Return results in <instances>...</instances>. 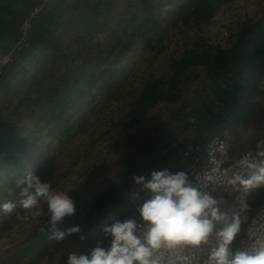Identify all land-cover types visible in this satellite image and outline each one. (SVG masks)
Here are the masks:
<instances>
[{
  "label": "rangeland",
  "instance_id": "1",
  "mask_svg": "<svg viewBox=\"0 0 264 264\" xmlns=\"http://www.w3.org/2000/svg\"><path fill=\"white\" fill-rule=\"evenodd\" d=\"M140 1L42 0L39 7H36L20 26L18 40L11 37L0 39L2 70L4 65L9 64L7 72L4 77L1 76L0 80V119L7 118L17 122L26 128V134L34 131L38 126V119H31L22 106L24 95L32 88L36 89V86L32 84L33 76L35 74L41 76L44 73L46 76L43 75L41 85L44 88L48 84L56 86L57 80L53 74L59 76L63 72L60 73L58 70L67 71L70 61L74 64H82L85 61L84 55L91 50L101 51L106 48L105 51H110L108 65L113 74V76H107L98 81L93 88L94 92L97 95L101 94L110 82L114 81L118 84H126V89L131 90L132 87L140 86L143 77L149 72H165L170 57L181 55L186 48L192 46L198 36L203 37L205 42L226 46L230 36L237 30L242 20L249 16L259 17L264 13V0H228L218 7L212 22L201 29L189 26L169 28L163 35L166 51H160L162 46L159 44L161 43L156 45V50H152V46L156 43L155 38L159 36L158 33L150 31L148 35H144L149 31L148 28H138L134 31H131V27L126 29L127 23L123 13L129 7L130 2L134 5H141ZM167 1L151 0L150 2L153 6H157L154 9V12H157L172 10L177 0L169 3ZM96 3L99 4L98 8L102 16L98 18V21L91 22L92 16L89 14L95 12ZM42 8L43 10L50 8L56 14L57 26L45 23L42 29L52 33L55 37L53 39L61 46V50H51L42 43L37 45L27 43L34 17L38 16L37 13ZM42 15L37 17V20ZM136 23L138 21L134 22ZM146 37H149L151 41L147 47L144 44ZM117 42L119 46H116ZM24 46H27L25 54L12 65L14 58L19 55L17 52ZM105 51L103 55L106 54ZM53 61L57 62L53 63ZM106 65L107 60L101 59L96 69L89 67L87 77L91 76L92 69L94 72L99 71ZM67 72V76L72 75V72ZM202 79H205L203 73L200 79L192 82L194 85H191V90L183 95V97L188 96L189 102L194 104L198 102L194 98V91L204 88ZM83 87L87 88L85 85ZM258 88L252 94L237 125L229 127L234 136L235 150L239 152L253 150L258 153L264 145L261 143L264 142V78ZM37 90H39L38 86ZM70 97L74 100L75 95L72 94ZM187 99L184 97V101ZM181 101L182 99L175 103H158L152 107L141 123L127 127L125 126L131 116L125 104L114 101V106L108 113L93 116L88 114V108L84 103H76L61 120V126L55 127L50 135H45L40 140L42 145L50 144V147L43 150L38 147L37 143L31 152L25 154L24 162L27 170L23 174L17 176L16 173L10 172L9 167L0 169V201L18 199L20 190L15 186H22L24 176L45 162H49L60 175L54 189L65 192L69 198L88 181L102 179L131 167L132 175L144 176L146 180L150 179L152 171L170 169L176 164L175 154L180 148V143L187 145L182 157L183 161H187L190 157L187 152H193L192 138L201 132L210 131L207 125L208 120L204 117L198 119L199 116L189 106L185 110L189 114L188 123L180 127L186 126L185 133L177 130L173 132L178 122L174 114L175 109ZM46 111H49V106H44V109L43 107L37 108L39 116L42 113L44 115ZM82 118L87 119L85 129L78 126ZM158 123H163L166 131L170 133L168 137H163V139L155 137L156 133L153 129ZM201 123H203L204 131L201 130ZM148 137H153L152 145L145 141ZM163 141L165 144L162 143ZM258 144H261V147L258 148ZM148 151L151 153H147ZM133 170H137V173L134 174ZM12 183H15V186ZM145 190L151 194L148 189L145 188ZM134 194L141 197L138 191H134ZM48 217L50 214L47 205L43 202L28 210L17 205L12 214H0V264L9 263L15 252L26 250L30 239L38 231L37 228L43 225ZM107 218L103 219L104 222ZM102 238H105L104 234ZM31 248L34 249L22 259L20 264H67L69 256L79 255H72L68 243L64 241L52 242L51 248L43 257L40 256L39 246Z\"/></svg>",
  "mask_w": 264,
  "mask_h": 264
},
{
  "label": "trees",
  "instance_id": "2",
  "mask_svg": "<svg viewBox=\"0 0 264 264\" xmlns=\"http://www.w3.org/2000/svg\"><path fill=\"white\" fill-rule=\"evenodd\" d=\"M150 1L141 0V5L129 3V7L123 13L127 23L126 29L131 27V31H134L138 28H148L149 31L144 35H148L150 31L158 33L159 36L155 38L156 43L155 46H152V50H156V45L161 43L159 45L162 48L159 50L166 51L163 35L169 28L189 26L201 29L212 22L218 7L228 0H177L173 4L172 10L157 12H154L157 6H153ZM41 2L42 0H0V39L11 37L18 40L20 26L30 13L39 7ZM169 2L172 0L167 1V3ZM160 3L163 2L160 1ZM98 5L96 3L95 12L89 14L92 16L91 22L98 21V18L102 16ZM37 15L34 17L27 43L29 42L31 45L42 43L51 50H61V46L56 44L53 39L55 37L52 33L42 29V25L45 23L57 26L56 14L50 8L47 10L42 8ZM41 15L42 17L37 20V17ZM135 21L138 23L134 24ZM148 38L146 37L144 41L146 47L151 44ZM27 46L17 52L19 55L14 58L12 65L17 63L19 57H23ZM116 46H119L118 42ZM105 49L89 51L84 55L85 61L82 64H74L70 61L67 68V71L72 72L70 76H67V71L58 70L60 73L63 72L59 76L52 73L57 80L56 86L48 84L44 88L41 85L43 75L46 76L44 73L41 76L37 74L33 76L32 84L36 86V89L32 88L24 95L22 106L31 119L39 120H37L38 126L34 131L26 134V128L17 122L7 118L0 119V169L9 167L11 173H16L17 176L23 174L27 170V165L24 162L25 154L31 152L37 143L38 147L43 150L49 148L50 144L42 145L40 140L45 135H50L55 127H60L61 120L78 102L84 103L88 108V114L93 116L108 113L114 106V101L125 104L128 106V114L131 116L125 126L127 127L141 123L152 107L158 103H175L182 99L179 105L181 107L178 106L175 109L176 113L174 114L178 122L173 132L177 130L180 133H185L186 126L180 127L188 123L189 114L185 110L191 106L195 114L199 116H197L198 119L204 117L209 122L207 125L210 132H205L203 123H201V130L204 132L197 134L191 140L193 151L203 152L212 137L222 134L226 128L237 125L252 94L261 86L264 78V13L259 17L249 16L242 20L238 24L237 30L230 36L226 46L205 42L203 37L198 36L192 46L186 48L181 55L170 57L165 72H149L143 77L141 85L132 87L131 90L126 89V84L110 82L104 92L97 95L93 90L95 84L107 76H113L111 67L108 65L110 51H105ZM104 51L105 55H103ZM101 59L107 60L106 67L94 72L93 69H96ZM56 62L53 61V63ZM7 67L9 64L4 65L1 76L4 77ZM89 67H93V69L91 76L87 77L86 73ZM46 70L48 72V69ZM202 73L205 77L202 79L204 88L194 91V98L198 102L196 104L189 102L188 96H184L187 99L184 101L183 95L191 90V85H194L192 82L200 79ZM83 85L87 88H84ZM37 86L39 90H37ZM72 94L75 95L74 100L70 97ZM44 106H49V111L39 116L37 108L43 107L44 109ZM85 118L80 120L79 128L84 127L87 123ZM153 132L156 133L155 137L158 139L168 137L170 134L166 131L163 123H158ZM152 138L148 137L145 141L151 144ZM179 147L175 154L177 156L176 164L167 170L171 173L183 170L188 175L187 161H183L182 158L187 145L180 143ZM262 150H264V145ZM260 158L264 159V157ZM31 172L48 181L54 188L59 179L58 176H60L49 162L38 165ZM133 173H137V170H133ZM134 177L137 176L132 175L131 167L102 179H93L68 198L73 203L74 215L71 218H65L55 228L59 233H66L71 229L79 230L78 235L65 236L63 240L68 243L72 255L90 251L100 240H103L104 246L107 247L110 238H102L103 228L105 225H110L113 220L133 219L136 221L141 219L137 211L138 206L151 194L146 192L143 183H137ZM12 184L15 186V183ZM23 186L25 185L15 187L21 190ZM134 191H138L141 197H137ZM263 203L264 184H261L254 187L251 204L254 208H258ZM106 217L108 218L104 222L103 219ZM37 229L38 231L30 239L26 250L15 252L7 264H20L22 259L34 249L31 248L34 246L40 247L41 257L48 253L52 242H54L51 239L53 232L51 231L50 217Z\"/></svg>",
  "mask_w": 264,
  "mask_h": 264
},
{
  "label": "clouds",
  "instance_id": "3",
  "mask_svg": "<svg viewBox=\"0 0 264 264\" xmlns=\"http://www.w3.org/2000/svg\"><path fill=\"white\" fill-rule=\"evenodd\" d=\"M258 155L264 157V150ZM246 167L253 170L250 175L236 174L229 182L238 183L245 190L264 184V159L259 163L248 161ZM134 179L143 183L151 193L137 209L144 222L142 235L137 234L141 226L135 220L115 219L103 228L104 237L110 238L107 247L103 240L97 241L90 251L69 256L67 264H158L153 259L157 250L206 244L214 230V222L221 220L224 227L216 232V245L211 248L205 264H264V239L256 240L255 245L247 250L230 251L229 245L240 230L239 218L233 216L229 223L227 214L216 206L217 201L191 186L183 170L175 173L167 169L154 170L150 179L146 180L144 176ZM24 185L18 199L0 201V214H12L17 205L28 210L43 202L50 214L51 239L59 243L65 236L78 235V229L59 233L55 228L65 218L74 215L73 203L65 192L55 190L52 184L34 172L25 177Z\"/></svg>",
  "mask_w": 264,
  "mask_h": 264
},
{
  "label": "built area",
  "instance_id": "4",
  "mask_svg": "<svg viewBox=\"0 0 264 264\" xmlns=\"http://www.w3.org/2000/svg\"><path fill=\"white\" fill-rule=\"evenodd\" d=\"M2 73L0 66V80ZM187 155L190 156L186 162L189 184L215 199L220 212L227 214L229 223L233 216L240 220V230L229 245L230 251L247 250L255 245L256 240L264 239V203L254 208L251 204L254 187L245 190L238 183L229 182L236 174L250 175L253 170L246 164L252 160L259 163L258 153L235 150L232 131L226 128L207 142L203 152H187ZM136 222L141 226L137 234L142 235L144 222L141 219ZM223 227V220L214 222V230L206 244L162 247L154 253L153 259L158 264H205L211 248L216 245V232Z\"/></svg>",
  "mask_w": 264,
  "mask_h": 264
}]
</instances>
